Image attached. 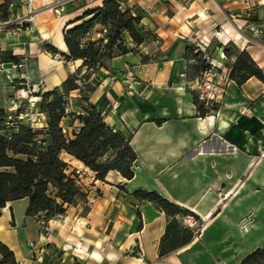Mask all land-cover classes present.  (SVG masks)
<instances>
[{"label":"crops","instance_id":"0c3cea01","mask_svg":"<svg viewBox=\"0 0 264 264\" xmlns=\"http://www.w3.org/2000/svg\"><path fill=\"white\" fill-rule=\"evenodd\" d=\"M26 1L19 3L22 9ZM48 1L46 6H61L58 15L65 24L104 2ZM136 1L157 23L160 35L184 34L186 13L180 8L181 0H171L173 15L162 0ZM203 1L216 21L234 14L225 24L232 35L250 21L244 0H195L194 5L201 6ZM32 6L30 13L36 16L52 13L34 2ZM253 22L264 27L261 11ZM237 44L248 50L264 72V34L254 36L247 30L246 40L239 39ZM58 47L68 53L63 34ZM166 50L171 60L161 63L150 78L129 76L110 87L101 84L91 94L90 101L96 105L106 101L104 117L111 127L133 133L134 176L129 179L111 170L105 180L98 179L82 161L63 152L66 161L90 171L85 177L79 175L87 202L71 205L63 218L50 219V230L45 232L26 214L28 197L8 201L0 216V240L14 251L17 264H240L252 250L264 247V80L252 76L240 85L230 78L228 68L217 107L201 116L183 76L184 44L178 42ZM133 58L131 53L117 56L109 68L121 73ZM216 61L221 69L226 67L220 57ZM156 65L150 63L148 68ZM133 69L132 76L142 68ZM10 73L0 70V91L11 86ZM166 81L170 86L165 88ZM78 90L68 96L79 112L84 109L77 104ZM64 122L74 137L80 119ZM139 189L156 191L194 212L196 216L176 215L177 228L193 238L161 254L172 217L155 202L137 197L134 192Z\"/></svg>","mask_w":264,"mask_h":264},{"label":"trees","instance_id":"16d2710c","mask_svg":"<svg viewBox=\"0 0 264 264\" xmlns=\"http://www.w3.org/2000/svg\"><path fill=\"white\" fill-rule=\"evenodd\" d=\"M123 3L124 0H104L101 6L85 10L81 17L70 22L81 21L66 29L64 37L68 53L60 50L64 57L69 60L81 59L83 60L81 66L95 68L104 65V59H111L131 51L125 42L126 32L136 45L142 44L146 38L139 27L142 14L135 13L129 7L124 8ZM95 24H101L106 29V43L103 44V40L99 39L91 40L84 45L82 41L85 34ZM50 48L52 51H59L55 47ZM190 51L191 48L188 46L186 57L189 56ZM225 52L228 56L231 55L229 47ZM4 53L6 54L4 62H19V57L11 50H6ZM201 55L202 52L199 51L192 57L199 61ZM235 56V61L230 65V78L240 85L252 76L264 80L263 70L247 49L237 50ZM192 65L196 76L211 64ZM75 89H80L76 78H67L63 82L61 91L47 93V96L53 98L48 99L47 104L42 107V111L48 116V125L43 130L45 136L41 139L38 138V133L42 130L31 126H17L10 135L4 133L1 123L5 120L7 112L0 108V216L8 201L24 197L29 198L26 211L28 216L44 214L47 219L66 213L68 205L86 198L73 173L67 172L69 164L61 156L63 152L74 156L95 171L98 179L105 180L111 170H117L129 179L134 176L133 163L137 159V153L130 143L133 133L114 130L105 121L102 110L95 104L84 108L85 114H79L83 124L74 137L68 136L63 131L60 124L64 116L62 103L64 97ZM194 102L201 116L217 107V105L206 107L197 95H194ZM104 157L107 158L103 160ZM53 188L56 189L54 195L51 193ZM134 194L141 199L155 202L169 217H172L162 240L161 254L174 250L183 242L193 238L192 233L182 234V230L177 228L176 215L196 216L194 212L170 201L156 191L139 189ZM170 234L172 236L167 241ZM0 254L2 255L0 264H17L14 251L2 240H0ZM76 264L80 263L76 262ZM240 264H264V247L252 250Z\"/></svg>","mask_w":264,"mask_h":264},{"label":"rangeland","instance_id":"374dc122","mask_svg":"<svg viewBox=\"0 0 264 264\" xmlns=\"http://www.w3.org/2000/svg\"><path fill=\"white\" fill-rule=\"evenodd\" d=\"M181 1L182 4L180 8L186 13L184 17L186 21L182 26L184 34H182L181 37H163L157 32V28L159 27L157 23L148 16L147 11L140 6L136 0H124V8L129 7L135 13L142 14L139 27L145 33L146 38L142 44L136 45L129 33H125V42L131 50L128 53H131L134 58L125 63L124 71L118 69L121 73L109 68L111 60L115 57L104 59V65H98L95 68L81 66L83 63L81 59L69 60L64 57L58 47V39L60 35L65 34L66 29L81 23V21L65 24V21H62L58 15L61 7L59 4L46 6L45 4L50 1L27 0L26 9H22L23 4H19L21 0L0 1V70L8 69L10 72H13V74L10 73L11 86L9 89L0 91V108L7 112L5 120L1 123L2 127H4L3 132H7V134L10 135L12 130H15L17 126H31L34 129L42 130L38 133V138H44L45 131L43 130H45L48 125V116L46 112L42 111V107L47 104L48 99L53 98L52 96H47V93L56 90L61 91L63 82L67 78H76L79 83L80 89L77 93L81 94V97L77 104L84 109L95 104L90 101L91 94L94 93L101 84L110 87L116 82H123V80L129 78V76L138 80L150 78L152 76L151 74L160 70L161 63L171 60L166 57L168 51L166 50L167 47L170 45L172 47V45L178 44V42L182 45L184 44L183 57L186 61V70L183 76L187 80L188 87L192 89L193 95H197L199 100L203 102L206 107H215L218 105V102L215 100L218 99V94L222 91L220 89L221 83L226 81L225 78L229 69L231 72L230 65L236 59L235 52L241 50L237 42L239 39L246 40V32L247 30H251V28L247 26L248 22H245L242 27H238L239 32L235 30V35H232L234 33H231L225 27V24L228 23V18L231 20L234 19V14H229V16H227L228 18L224 21H216L212 17V9L205 4L207 3L206 1L205 3L203 1L204 4L201 6L194 5L195 0ZM32 2L40 8L45 6L46 10L48 9L52 13H48V15L41 17L31 14L30 12L35 8L32 6ZM162 2L168 7L167 13L173 15V8L175 7H173L174 5L171 3V0H162ZM3 5L5 7H3ZM26 13L27 15H25ZM176 24L177 22L173 23L174 28H176ZM256 28H259L261 31L255 32L251 30L254 36L264 34V27ZM106 34L103 25L95 24L87 31L82 43L87 45L91 40L102 39L103 44H105L107 41V39H105ZM188 46L191 48L188 56L189 58L185 55ZM50 47H55L59 51H52ZM228 47L231 52L230 56L225 52V49ZM6 50H11L13 54L17 55L19 57V62H4L3 60L6 57L4 51ZM199 51L202 52V55L199 56L198 61L192 56ZM223 52L224 54H222ZM219 57L225 61L227 68L222 67L221 69L217 65L216 60L219 59ZM203 61L206 65L211 64L210 67L203 69L201 73L195 76V69L192 64L203 66ZM154 62L157 63L156 67L148 68V65ZM134 66H139L142 69L138 71V75L134 74L132 76L131 72L134 70ZM216 78L218 81H215ZM151 82L152 80L146 81L148 84ZM208 82L210 84H207ZM163 86L165 88L169 87V81L164 82ZM62 104L64 107V116L60 124L63 131L65 129L66 132H64L70 136L67 132L66 123H63L64 119H80L79 114H85V111H75L73 109L71 97L68 95L64 97ZM105 104L106 101L97 105L95 104L102 110L103 116L105 113ZM80 121L81 125L77 126L79 128H81L83 124L81 119ZM76 128L73 130V135L76 134ZM61 156L64 160L66 159L63 153ZM106 158L107 157H104L103 160ZM66 162L69 164V167L72 168L71 170V168L68 167L67 172L72 174L74 165L72 161ZM87 174H90V171H84L81 174H73L79 186L81 181L79 175L85 177ZM51 193L54 195L56 189H51ZM78 202L82 204L86 203L87 197L85 199H79L77 203ZM77 203L72 205H76ZM70 206L71 205H68L67 209ZM64 215H66V213L59 214L56 217L63 218ZM33 217L45 232L50 230V219H47L44 214Z\"/></svg>","mask_w":264,"mask_h":264},{"label":"built area","instance_id":"2783aa9c","mask_svg":"<svg viewBox=\"0 0 264 264\" xmlns=\"http://www.w3.org/2000/svg\"><path fill=\"white\" fill-rule=\"evenodd\" d=\"M245 5H246V15L248 17V19L250 20L248 22V25L251 30H254L255 32H260L261 30L256 27L255 22H253V18L256 15L257 11H261V18L264 20V0H244ZM106 31V29H104ZM207 84H210L209 82ZM218 102V99L215 100ZM66 112L68 113V110L66 109ZM79 127L76 128L75 133L79 132ZM114 130H117L114 128ZM64 131L66 132V130L64 129ZM72 165V164H71ZM74 165V163H73ZM89 172L87 169L82 168V167H78L74 165V171L73 174L77 173V174H81L82 172Z\"/></svg>","mask_w":264,"mask_h":264}]
</instances>
